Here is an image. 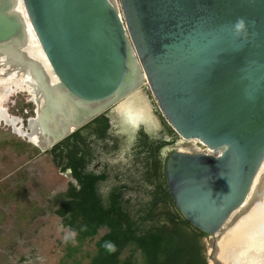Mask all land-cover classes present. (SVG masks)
Masks as SVG:
<instances>
[{
	"label": "water",
	"instance_id": "1",
	"mask_svg": "<svg viewBox=\"0 0 264 264\" xmlns=\"http://www.w3.org/2000/svg\"><path fill=\"white\" fill-rule=\"evenodd\" d=\"M15 3L0 0V64L38 95L18 132L45 151L147 85L186 149L167 157L170 195L222 264L225 233L264 195V0H21L25 18Z\"/></svg>",
	"mask_w": 264,
	"mask_h": 264
},
{
	"label": "flooded vegetation",
	"instance_id": "2",
	"mask_svg": "<svg viewBox=\"0 0 264 264\" xmlns=\"http://www.w3.org/2000/svg\"><path fill=\"white\" fill-rule=\"evenodd\" d=\"M0 81L1 83L4 82V80L2 79ZM18 82L20 85L21 82ZM21 86L22 87L18 89L24 90L23 87H26V85ZM14 89L15 88L12 86V89L9 92ZM140 89L134 92L128 98H125L124 100L113 106H121L120 113H123V115H125V118H123L127 121V123H135L137 121L139 122V125L137 128H135L134 132H128L125 127H123V129H121L120 131H116L112 127V118L110 113L111 110H108L107 116L109 118L110 126L107 129V136L104 139L95 137L91 132V127L81 126L74 129L71 133L61 139L64 142L62 144V158L60 162L57 160L59 165L55 164L53 160L54 155L50 151L55 144L45 151H41L40 149L39 150L40 152L48 153L53 164L59 169V171L67 175L68 180L66 183V187L64 190H62L63 192H67L71 185L80 187V182L78 181L77 176L74 175L72 168L69 166V154L71 149L70 147L74 146L71 142L75 143L77 141L74 152L76 153V156L79 157L78 162H80L81 164V179L87 178V180H91L96 176H106L104 179H99L96 182V192L102 199H107L108 195L112 193L114 189L119 188L123 195V198L129 200L128 209L130 216L133 219L138 220L136 226L137 230H140L139 233L144 231L145 233H147L146 231H149L150 229L154 230L161 227L162 225L168 228V230H173L175 226L171 224L168 219L175 217V220L180 221V217L182 216V214L176 207L168 190L165 178V163L167 157L172 152L186 151V149L184 147H181L183 141L176 134L173 128L166 122L164 117L161 116L164 123L163 127H156L155 130L151 131L147 129V123H150V125L153 124L152 117H150L146 111V102H150L151 97L147 96L148 93L142 94ZM25 92L28 93L30 99L29 102H31L33 105L30 112L31 116L29 117H33L35 115L36 103L34 102L32 94L27 90H25ZM0 93L4 94V91L1 92L0 89ZM0 108L5 110V108H3L1 104ZM1 109L0 122H6V120L7 122H9V119L17 118L9 116L6 113V110L3 112ZM124 109L125 111H122ZM128 111L131 113V116L127 115ZM152 111L154 112V110ZM27 113L29 112L25 108L24 114ZM151 114L153 116L155 115V113ZM24 128H26V125L24 126ZM75 131H79L80 133L77 136H72ZM193 145L196 148H204V146H202L197 141L194 142ZM119 154L122 157L119 156ZM113 161L117 163L119 161V163L115 164ZM80 164L78 163V165ZM103 184H107V190L105 193L102 192L101 189V186ZM151 197H157L159 200L156 203L155 207H148V200ZM152 211L156 213V219L161 221H153L147 223L139 219L141 213L148 214ZM108 212L111 213L112 211L108 210ZM65 227L69 231L75 232L68 226ZM192 228L196 229L193 226H184L183 230H185V233L192 235L195 233ZM123 229L125 228L123 227ZM109 232L110 228L107 224H100L96 225V232L92 238H84L82 240L76 239L77 243L80 244H84L85 242H92V251L85 253L86 264H94V262L96 261L95 258L98 255V247L96 243L98 241H101V238ZM75 236H77L76 232ZM191 242L193 241H191L190 239L189 241H172L171 243L176 246V253L174 254V251L172 252V254L160 253L159 255L154 256L155 260L153 264H196V260L191 258V249L187 247L188 245H192ZM198 243L200 244L201 248L199 264H209V261L217 264L214 260V253L212 250V244L209 235L205 233L199 235ZM162 252L166 253L167 251L162 250ZM168 252L170 253L169 250ZM118 260V264L146 263V259L144 258L141 249L136 248L132 243L126 244L122 248L118 255Z\"/></svg>",
	"mask_w": 264,
	"mask_h": 264
},
{
	"label": "rangeland",
	"instance_id": "3",
	"mask_svg": "<svg viewBox=\"0 0 264 264\" xmlns=\"http://www.w3.org/2000/svg\"><path fill=\"white\" fill-rule=\"evenodd\" d=\"M140 90L142 94L148 93L152 102H146V111L153 119V124H146L147 129L163 127V116L148 86L143 85ZM1 100L6 113L19 118L20 124L16 118L9 119L10 124L7 120L0 122V264H86L85 253L92 251V242L77 243L76 236H72L75 232L69 231L53 212L52 197L65 189L67 175L59 171L48 153L40 152L37 146L14 130L15 125H22L21 129H25L31 116L33 105L28 93L15 88ZM25 108L29 113L24 114ZM120 109V105L109 109L112 127L116 131L125 127L128 132H134L139 122L127 123ZM127 115L131 116V113L128 111ZM101 189L105 193L107 184ZM65 236L70 238L65 240ZM259 239L264 243V238ZM261 250L264 252V244ZM253 260L240 262L264 264V255L258 257V261ZM209 264L214 263L209 261Z\"/></svg>",
	"mask_w": 264,
	"mask_h": 264
},
{
	"label": "trees",
	"instance_id": "4",
	"mask_svg": "<svg viewBox=\"0 0 264 264\" xmlns=\"http://www.w3.org/2000/svg\"><path fill=\"white\" fill-rule=\"evenodd\" d=\"M109 118L107 111L97 115L92 120L84 124L82 127H91L92 133L99 139H104L107 136V129L109 128ZM80 132L75 131L72 136H77ZM63 140L57 142L52 148L51 152L54 155V162L59 165L63 151ZM70 147L69 166L73 173L77 176L80 182V187L71 185L67 192H58L52 197L53 212L60 217L62 224L68 226L71 230L77 233L76 239L82 240L84 238H92L96 232V225L107 224L110 232L102 237L101 241L96 243L98 247V255L95 258L94 264H118V255L122 248L129 243H132L136 248H140L144 258L145 264H153L156 255L174 254L176 253V246L172 241L188 240L193 242L187 247L191 249V258L196 260L199 264L201 248L198 243L199 235L203 233L198 229H193L195 232L192 235L185 233L184 226L192 227L189 222L180 217V221L175 220V217L168 219L175 227L173 230H168L164 225L154 230L150 229L147 233L137 230L136 223L138 220L133 219L129 213V200L123 198L119 188H116L110 193L107 199H102L96 192V182L99 179H104L105 175L93 177L91 180L87 178L81 179L82 171L81 164L78 162L76 156L75 143ZM77 159V160H76ZM76 160V161H74ZM78 163L80 165H78ZM157 197H151L148 200V207H155L158 202ZM108 210L112 212L109 213ZM175 216V215H174ZM143 222L161 221L156 219L155 212L141 213L140 218ZM184 225V226H183ZM123 227L125 229H123ZM105 242H111L115 245V251L110 252L104 247ZM75 249V247H74ZM172 249V250H171ZM162 250H166L164 253ZM170 251V253L168 252Z\"/></svg>",
	"mask_w": 264,
	"mask_h": 264
},
{
	"label": "bare ground",
	"instance_id": "5",
	"mask_svg": "<svg viewBox=\"0 0 264 264\" xmlns=\"http://www.w3.org/2000/svg\"><path fill=\"white\" fill-rule=\"evenodd\" d=\"M15 7L16 9H18V11L22 14V16L25 18V12L24 9L22 7L21 4V0H16L15 3ZM25 24H26V29H27V37H26V45H24L23 49L24 51H26L29 56H31L32 58L35 59H39L41 58L40 56V52H38V50L35 47V42L36 40L34 39V36L32 34V31L30 29V26L27 22L26 19H24ZM1 57H4V55H1ZM4 60V59H2ZM1 61V60H0ZM17 72V67L15 66H7V65H2L0 64V73L1 75H5L7 78H12L16 82V85L14 88H20L22 87L21 85H26V87H23L24 90H29L31 91L32 95L36 98L37 93H36V86L37 84L35 83L34 79L31 76H28V74H24V76L19 77L16 75ZM4 76V77H5ZM3 76H0V80ZM21 78L24 80H21ZM26 80V81H25ZM20 81V85L19 82ZM26 82V83H25ZM1 83V81H0ZM4 83V82H3ZM49 87L48 89H50V91L53 94H57L58 91L56 89V87L53 84H50L49 82ZM12 89L11 88H6L5 89H1V92L4 90V94L0 93V101L2 97L6 96L9 91ZM4 112V110H3ZM17 119V118H16ZM12 120H14L12 118ZM20 121V119H18V122ZM20 124V123H19ZM13 125H15L13 123ZM16 126V125H15ZM16 131H19V129L17 127H15ZM264 163L262 164V166L260 167V170L255 178L254 184H253V188L256 186L258 180H259V176L261 174V172H263L264 170ZM263 198L261 200H259L256 204L251 205L248 208V204L247 203L245 209L246 212L243 214L242 217H240L237 222L233 225L232 228H230L224 235L223 239L221 240V242L219 243V249L218 252L216 254L217 258L222 262V264H238L240 262V260L245 261L246 263H250L253 262L254 258H256V260L258 261V257L264 255V252L261 250L263 247V242H260L259 238H264V233L260 232L257 228H253L252 226L255 224V222L257 220H261L264 217V195L262 196ZM258 230V231H257ZM251 235H250V234Z\"/></svg>",
	"mask_w": 264,
	"mask_h": 264
},
{
	"label": "clouds",
	"instance_id": "6",
	"mask_svg": "<svg viewBox=\"0 0 264 264\" xmlns=\"http://www.w3.org/2000/svg\"><path fill=\"white\" fill-rule=\"evenodd\" d=\"M239 26V25H238ZM74 233L72 234V236L74 237ZM70 237L69 236H65V240H68ZM104 247L106 248V250L110 251V252H114L115 249V245L112 244L111 242H105Z\"/></svg>",
	"mask_w": 264,
	"mask_h": 264
}]
</instances>
